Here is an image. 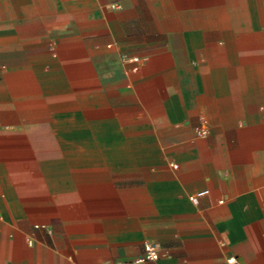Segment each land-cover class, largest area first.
Returning <instances> with one entry per match:
<instances>
[{"label":"crops","instance_id":"1","mask_svg":"<svg viewBox=\"0 0 264 264\" xmlns=\"http://www.w3.org/2000/svg\"><path fill=\"white\" fill-rule=\"evenodd\" d=\"M232 257L264 264V0H0V264Z\"/></svg>","mask_w":264,"mask_h":264},{"label":"built area","instance_id":"2","mask_svg":"<svg viewBox=\"0 0 264 264\" xmlns=\"http://www.w3.org/2000/svg\"><path fill=\"white\" fill-rule=\"evenodd\" d=\"M114 7H118L116 4L114 5ZM132 62L137 63L138 59L137 58H133L131 59ZM133 70H136V67L133 68ZM208 194V190H204L199 192L198 194H196L195 197H202ZM144 251H145V255L144 258L141 259L140 261H155L158 258V247L156 245V243L152 242V241H147L144 243ZM228 264H237V260L232 257L230 259L227 260Z\"/></svg>","mask_w":264,"mask_h":264}]
</instances>
